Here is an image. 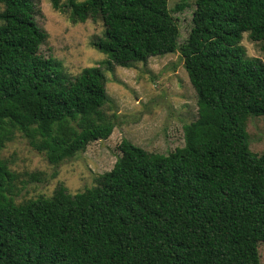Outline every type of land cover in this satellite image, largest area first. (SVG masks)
Instances as JSON below:
<instances>
[{
	"label": "trees",
	"instance_id": "1",
	"mask_svg": "<svg viewBox=\"0 0 264 264\" xmlns=\"http://www.w3.org/2000/svg\"><path fill=\"white\" fill-rule=\"evenodd\" d=\"M49 1L73 23L99 19L92 45L107 59L67 76L40 53L35 0H0V151L18 134L58 165L106 140L105 71L175 52L197 117L167 155L122 140L112 169L73 195L59 185L16 203L19 176L0 156V264H261L264 154L250 151L245 129L264 117V64L240 42L247 32L264 44V0H193L181 45L169 0Z\"/></svg>",
	"mask_w": 264,
	"mask_h": 264
},
{
	"label": "rangeland",
	"instance_id": "2",
	"mask_svg": "<svg viewBox=\"0 0 264 264\" xmlns=\"http://www.w3.org/2000/svg\"><path fill=\"white\" fill-rule=\"evenodd\" d=\"M182 2L186 8L175 10ZM35 4L36 23L47 35L40 53L60 61L67 76L74 77L83 68L98 66L107 59L92 45L104 30L99 19L73 23L69 11L54 10L49 0H35ZM168 9L177 24V42L181 45L192 27L194 2L169 0ZM248 35L243 33L240 42L246 57L264 64V44L251 41ZM105 77L108 102L100 113L115 122L106 140L90 143L85 151L58 165H50L43 153L33 150L18 134L0 151L10 170L19 176L16 203L51 197L59 185L71 195L91 188L95 178L110 171L120 157L118 146L122 140L148 153L163 155L184 145L183 127L197 117V98L178 52L151 57L132 68L113 65L112 71H105ZM245 137L251 152L264 154V117L248 118ZM258 254L264 264V243L258 245Z\"/></svg>",
	"mask_w": 264,
	"mask_h": 264
}]
</instances>
